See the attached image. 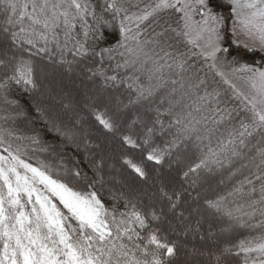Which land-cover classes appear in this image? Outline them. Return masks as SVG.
<instances>
[{
    "label": "snow or ice",
    "instance_id": "6c2138e0",
    "mask_svg": "<svg viewBox=\"0 0 264 264\" xmlns=\"http://www.w3.org/2000/svg\"><path fill=\"white\" fill-rule=\"evenodd\" d=\"M125 2L0 0V264H229L241 254L244 264H264V236L225 241L235 228L264 229V71L236 70L256 77L249 94L237 93L242 114L200 78L173 42L181 33L161 25L145 38L141 25L177 6L183 35H191L181 0H157L139 15H129ZM196 2L205 26L189 43L203 40L206 58L214 60L221 19L208 0ZM230 3L241 31L264 42V0ZM240 9L249 10L243 18ZM117 20L115 44L100 47ZM122 130V144L148 146L145 158L169 172L189 148L200 153L198 162L180 173L178 187L161 171L149 192L114 197L126 211L115 204L110 210L100 196L112 176L107 138ZM9 140L54 156L68 181L26 162ZM125 163L148 181L143 166ZM213 180L229 190L201 198ZM53 197L78 227L67 223ZM230 198L243 204L226 208Z\"/></svg>",
    "mask_w": 264,
    "mask_h": 264
},
{
    "label": "trees",
    "instance_id": "16d2710c",
    "mask_svg": "<svg viewBox=\"0 0 264 264\" xmlns=\"http://www.w3.org/2000/svg\"><path fill=\"white\" fill-rule=\"evenodd\" d=\"M211 6L213 9L219 13L224 21V24L226 26H222L223 31V38L222 43L225 47L223 50V56L227 57L229 60L232 61L236 66L242 65V64H248L251 66H257L261 70H264V54L259 52V50L256 49H248L244 48L243 46L233 44L231 42V39H233V35L231 33L232 24L229 22L230 20V14L227 12H224L226 9H228V3L224 0H210ZM157 3V0H126L124 6L129 9L128 14H136L139 15L141 12H143L145 9H151L154 7V5ZM119 20V18H118ZM117 21H113L111 25L108 27L107 31V39L103 42H101L100 47H104L106 45H113L115 44L118 34H119V24ZM158 22V23H157ZM170 26L171 28L175 29L177 33H181V35L177 36L174 43L177 44V46L187 53L190 57V63H192L198 70L199 74L202 76L201 79L206 80L213 88H215L218 92L221 93L222 97H225L228 99L230 105L232 107H235L237 109L242 110L245 112L244 108V101L242 99H237V92L236 90L229 85L224 78L216 71L213 70L211 67V63L209 62L208 58H206L202 53H200L196 47L191 46L186 39L185 35H183L182 31L180 30L181 26V19L180 14L176 12V9H165L160 11L155 17L150 18L149 21H146L144 24L141 25V29H143L145 38L149 37L154 30L158 31L160 26ZM131 27L136 30L135 24L133 23ZM222 56V57H223ZM163 119V118H162ZM19 128H26V126L23 123L18 122L17 125ZM238 126V125H237ZM231 126H226V128H222L221 132L225 135L227 134V129H230ZM137 131V130H135ZM124 134V130L121 132ZM121 133L119 135H121ZM134 138H136L134 136ZM120 144L127 150H125V155L121 158L122 165L128 170V172L133 175V178L137 180L140 183H144L146 181H142L138 179L135 175V173L132 171L131 167L128 164H124V160H130L131 156H135V162H137L138 165H141L145 168V170L148 172V175L150 174V170L152 169H161V166L156 165L154 162L148 161L145 157L149 150L148 146L141 145L139 148H135L132 146H126L121 143L119 139ZM139 142V141H138ZM9 144L12 145V149L15 150L17 148L21 149V158L24 159L26 162L31 163L33 166H47L50 174L53 175L54 178L63 179L66 182L68 181V177H66L61 169L60 164L55 163L53 159L48 164L44 161L43 157L46 155V153L40 152L36 150L35 146H30L27 141H20V140H9ZM213 146H215V138H213ZM156 144L159 146L162 144L161 140L160 142H156ZM7 146V145H5ZM3 151V148L0 147V152ZM193 157L185 163H182L177 166V174L180 176V173L185 170L189 165H194L196 162H198L200 153L197 151L193 152ZM4 155H7V153H4ZM45 157H50L49 155ZM142 159V162L141 160ZM140 161V162H138ZM58 162V161H56ZM176 167V166H173ZM77 191H80L82 193L86 192L87 189L82 185L78 184L76 182H72V185ZM229 190V186L225 188L219 189V193H226ZM128 193H121L119 191H116L114 188L111 187V184L109 182L105 183L103 188L100 190V196L103 202L105 203V206L109 208L110 210L113 208L115 201V196H120L122 199H124ZM217 195V194H216ZM210 197V195H209ZM53 203L56 204V206L65 214L66 217H68L67 223L72 227H78V221L71 218V214L63 207V205L59 202L58 199L55 197L52 198ZM26 202V201H25ZM243 204V201L239 198H236L233 200L230 198L226 203L225 207L229 209H234V211L237 210V208ZM117 208H119L120 211H126L122 204H115ZM25 211H30V206L27 204ZM239 214V213H238ZM256 221H253L255 223ZM154 223V222H153ZM233 234L230 236L228 240H225L230 246L236 245L240 241H255L259 242V238L261 236H264V229L260 228H235L232 232ZM163 235H166L169 240H172L173 238L170 236L174 235H168L165 230L162 233ZM172 238V239H171ZM238 250V249H237ZM255 256L256 254H252ZM246 259V256L244 254H241L240 256H232L229 259V264H244Z\"/></svg>",
    "mask_w": 264,
    "mask_h": 264
},
{
    "label": "rangeland",
    "instance_id": "374dc122",
    "mask_svg": "<svg viewBox=\"0 0 264 264\" xmlns=\"http://www.w3.org/2000/svg\"><path fill=\"white\" fill-rule=\"evenodd\" d=\"M209 1L210 0H208V4H209V8H210L211 12L221 19V23L217 27V30L219 33V40L217 41L219 51L217 52L216 58L214 60L208 59L209 62L211 63L210 65H211L212 69L216 70L220 75L223 74L221 76L224 78V80L229 85H231V86L235 85V90L237 93L243 92L245 94H249L252 91L250 84L253 80L256 79V77H254L252 73L239 72L236 70L238 68H240L241 66H247L249 68H253V69H256L258 71H264V70H261L257 66H251L248 64H242V65L236 66L234 63H232L231 60H229L227 57L223 56L222 52H223L225 47L223 46V43H222V38L224 35L223 31H222V26L224 24V21H223L221 15L213 9V7L211 6V3ZM224 1L228 3V9H226L224 12H227L228 14L230 13L229 22L232 24L231 33L233 35V37H232L233 39H231V42L233 44L243 46L244 48L259 50V52L264 54V42H261L259 40L258 36H250L247 33H245L244 31H241V26L239 24V18L237 17V10L235 8V5L230 3V0H224ZM242 2H243V0H242ZM181 5L184 6V11L187 13V17L190 18V19H188V23L190 25L189 30L191 32V35L185 36L189 42V40L196 39L198 34L202 33V29L205 26L204 25V16L201 15L202 9L197 4L196 0H181ZM169 9H173V8H169ZM175 9H176V12L178 14H180V19H181L180 30L183 33L184 32L185 17L180 10V6H177ZM239 11L242 14L240 18H243V14L248 12L249 10L240 9ZM224 26H226V25L224 24ZM198 43H199V46H195L191 43H189V44L191 46L196 47L197 50L206 57V48H205L204 41L200 40V41H198ZM200 78H202L201 75H200ZM98 135L103 136L102 133H98ZM121 135H122V133H121ZM154 142L155 143L160 142V139L157 138ZM107 144H108L109 152L111 154V159L109 161L110 167H109L108 171L112 173V176H109L107 179H108V182L111 184V187L114 188L116 191H119L121 193H128V194L129 193H135V192H138L141 190H143L144 192H149L151 190L150 185L152 184V177L155 175H159L161 171H164L165 175L169 176L173 180V186L174 187H178L180 185L181 180H180V176L177 174V166L172 167L170 172L167 171L166 169H162V168L161 169L156 168L153 170L151 169L148 181H146L144 183L138 182L137 180H135L133 178V175H131L128 172V170L121 163V158L125 155V150H127V149H125L120 144L119 134L115 137L109 135L107 138ZM141 145H143V144H141ZM194 151H195L194 149L189 148L186 153H183L182 154L183 159H182L180 164L185 163V161L191 159L194 155L193 154ZM47 155L48 154L46 153L45 156H47ZM45 156L43 157V159L46 162V164H48L51 160L56 159L54 156H50V157H45ZM134 159H135V156L132 155L130 160L137 164V162H135ZM140 160L142 162V159H140ZM53 161L58 164V162H56L57 160H53ZM124 162H125V160H124ZM138 162H140V161H138ZM124 164H127V163H124ZM21 171H23V170H21ZM40 187H41V190L44 191L45 194L47 195V192L43 189V186H40ZM225 187H227V185H218L216 183V181L213 180L210 184H205L203 186V188L201 189V192H200L201 198H212V197L216 196V194L219 193V189L225 188ZM193 194H195V192H193ZM209 195H210V197H209ZM24 201H27V197H24ZM28 205L30 206V211H31L32 205L31 204H28ZM231 210L234 211V209H231ZM165 232L168 235H172V234H169L166 229H165ZM232 232L229 233L225 237V240H228L230 238V236L233 234ZM170 237H172L173 239L175 238L174 236H170Z\"/></svg>",
    "mask_w": 264,
    "mask_h": 264
}]
</instances>
